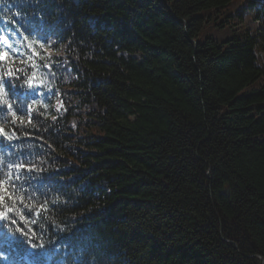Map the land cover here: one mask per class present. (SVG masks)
<instances>
[{
    "label": "trees",
    "instance_id": "16d2710c",
    "mask_svg": "<svg viewBox=\"0 0 264 264\" xmlns=\"http://www.w3.org/2000/svg\"><path fill=\"white\" fill-rule=\"evenodd\" d=\"M0 28L30 52L0 60V211L36 246L0 264H264V0H0Z\"/></svg>",
    "mask_w": 264,
    "mask_h": 264
},
{
    "label": "snow or ice",
    "instance_id": "6c2138e0",
    "mask_svg": "<svg viewBox=\"0 0 264 264\" xmlns=\"http://www.w3.org/2000/svg\"><path fill=\"white\" fill-rule=\"evenodd\" d=\"M6 55H0V60L6 59ZM20 77H17L19 79ZM12 87L11 81H0V88H5L6 90H10ZM23 109L20 107H17V111H22ZM0 137H7L9 140L12 139L11 136L8 135V132L0 128ZM3 145H0V148H2ZM8 147H11V145H8ZM24 164L28 163V161H23ZM20 165L17 164V161H10L8 163H5L2 165V169H8V182H9V188H12L14 190V186L16 181L20 179L21 173H20ZM23 186H21L22 188ZM12 199V192L8 190L3 184H0V202H3L5 198ZM3 211H0V241H6V240H14L15 237L12 235L13 231H18L21 233V239L22 242L25 244L30 245V247H36L35 245L31 244V238L24 239L25 233L23 229L17 227L14 230L10 227L12 225L17 224V220L14 218L15 211L14 207H11L7 204H3ZM31 215V213H29ZM41 250L43 249V245L39 246ZM47 258L46 253H42ZM28 254H25V259H27ZM3 258V257H0Z\"/></svg>",
    "mask_w": 264,
    "mask_h": 264
},
{
    "label": "rangeland",
    "instance_id": "374dc122",
    "mask_svg": "<svg viewBox=\"0 0 264 264\" xmlns=\"http://www.w3.org/2000/svg\"><path fill=\"white\" fill-rule=\"evenodd\" d=\"M240 7L241 6L239 5L238 9H240ZM233 13H235V8L231 9L230 11L227 10L225 12V14H233ZM221 17H223V14H222ZM228 34L229 35L224 36L223 39L230 38L231 37V33H228ZM11 36H9L8 34H1L0 35V53L2 52V55H5V54H8V52L11 50L13 55H16L18 57L25 58L27 55H29V52L20 43V41L19 40H14L13 39V34H11Z\"/></svg>",
    "mask_w": 264,
    "mask_h": 264
}]
</instances>
